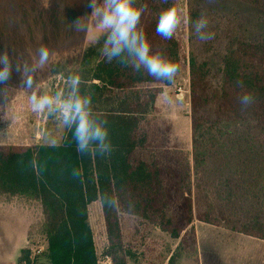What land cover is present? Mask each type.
Wrapping results in <instances>:
<instances>
[{"label": "trees", "instance_id": "16d2710c", "mask_svg": "<svg viewBox=\"0 0 264 264\" xmlns=\"http://www.w3.org/2000/svg\"><path fill=\"white\" fill-rule=\"evenodd\" d=\"M179 1L136 3L145 8L140 26L153 50L163 51L180 65L173 81H157L144 71L107 62L101 53L105 37L79 57L56 62L51 68L54 74L65 70L66 83L71 75L81 77L80 93L90 96L94 113L107 120L113 145L110 154L81 156L67 128L60 144L0 145V196L35 200L46 215L44 263L24 248L18 264H99L89 221V206L97 201L114 264L138 262V255L125 242L124 215L177 241L174 251L168 249L167 264L198 252L195 221L264 240V36L227 35L219 91L208 95V63H200L194 53L186 54L175 32L171 39L156 33L160 13L172 6L180 13ZM242 1L264 9L261 1ZM246 32L250 33L249 28ZM11 59L14 65L24 63ZM186 64L191 156L172 144L171 124L156 117L158 98ZM22 80V72L14 70L11 79L0 84V109L7 107L15 91L25 89ZM242 91L256 97L246 111L237 101ZM73 169L79 170V176L72 175ZM113 191L120 193L118 210L100 199ZM128 200L135 205L131 210Z\"/></svg>", "mask_w": 264, "mask_h": 264}, {"label": "rangeland", "instance_id": "374dc122", "mask_svg": "<svg viewBox=\"0 0 264 264\" xmlns=\"http://www.w3.org/2000/svg\"><path fill=\"white\" fill-rule=\"evenodd\" d=\"M258 1L264 3V0ZM89 4L90 0H0V53L7 50L10 57L30 65L38 58L41 46L50 50L48 62L35 77L41 94L55 95L67 88L66 71L55 74L51 71L56 62L79 57L105 37L96 27ZM179 11L182 22L175 31L176 37L186 54L194 53L200 63H208L209 79L205 89L212 95L219 91L221 60L229 36H235V32L251 39L264 36V9L242 0H180ZM196 12L198 16L194 18ZM202 13L209 19L208 31L215 34L206 42L199 40L192 28ZM79 19L87 26L86 30L78 31L73 24ZM247 28L250 33L246 32ZM30 92L27 88L15 91L7 107L0 109V145L62 142L65 127L57 114L33 111ZM190 94L186 64L176 82L166 87L158 98L156 115L160 121L171 124L172 144L187 156H191L192 151ZM89 211L99 264H114L108 252L101 203H92ZM45 221L39 202L0 196V264H17L24 248L44 263ZM137 224L134 218L124 215L125 242L138 255V262L132 264H161L163 261L162 264H167L171 256L168 249L174 251L177 241L151 225ZM194 227L198 252L191 257L175 258L174 264H264V240L199 221H195Z\"/></svg>", "mask_w": 264, "mask_h": 264}, {"label": "clouds", "instance_id": "9594fccd", "mask_svg": "<svg viewBox=\"0 0 264 264\" xmlns=\"http://www.w3.org/2000/svg\"><path fill=\"white\" fill-rule=\"evenodd\" d=\"M137 0H90L91 16L96 18V27L104 34L105 39L101 53L107 62L116 61L125 68L134 72L144 71L157 81L171 82L180 71V65L166 57L163 51L153 50L143 27L140 26L144 6L137 7ZM182 22L181 14L175 6L163 10L158 18L156 33L164 39H171ZM78 31L86 30L87 26L80 22L75 23ZM209 19L202 13L193 24L194 34L201 41L214 38V33L208 31ZM50 57V50L41 46L38 58L29 65L22 66L13 61L7 50L0 53V84H6L12 73L22 72L23 86L31 89L30 102L32 110L57 114L62 125L72 130L76 143V151L85 156L92 152L108 155L113 150L109 139L107 120L100 114L94 113L91 97L80 93L81 77L71 75L67 78L65 91L55 95L41 94L36 84L35 76L43 68ZM243 87L242 82H238ZM255 94L251 91H242L237 101L242 111H246L255 103ZM79 170L73 169L72 175L79 176ZM101 202L107 207L118 210L121 208L120 193L113 191L103 193ZM129 210L135 207L128 200Z\"/></svg>", "mask_w": 264, "mask_h": 264}, {"label": "crops", "instance_id": "0c3cea01", "mask_svg": "<svg viewBox=\"0 0 264 264\" xmlns=\"http://www.w3.org/2000/svg\"><path fill=\"white\" fill-rule=\"evenodd\" d=\"M198 248H199V246H198Z\"/></svg>", "mask_w": 264, "mask_h": 264}, {"label": "flooded vegetation", "instance_id": "af4514ba", "mask_svg": "<svg viewBox=\"0 0 264 264\" xmlns=\"http://www.w3.org/2000/svg\"><path fill=\"white\" fill-rule=\"evenodd\" d=\"M19 262V261H18ZM18 264V263H17Z\"/></svg>", "mask_w": 264, "mask_h": 264}]
</instances>
